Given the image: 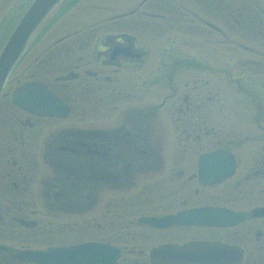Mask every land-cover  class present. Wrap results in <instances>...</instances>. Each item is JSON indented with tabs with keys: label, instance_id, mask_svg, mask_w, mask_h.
<instances>
[{
	"label": "flooded vegetation",
	"instance_id": "obj_1",
	"mask_svg": "<svg viewBox=\"0 0 264 264\" xmlns=\"http://www.w3.org/2000/svg\"><path fill=\"white\" fill-rule=\"evenodd\" d=\"M89 1L59 13L106 17L43 48L39 73L11 78L0 96V264L84 242L121 247L120 264H264V13L250 0L237 9L194 0L201 7L183 11L174 0L130 10L118 6L130 0ZM30 2L0 0V13ZM154 49L210 52L165 63ZM224 49L229 57L213 52ZM29 82L65 101L69 116L15 106ZM201 167L224 178L204 184ZM202 207L242 220L141 222Z\"/></svg>",
	"mask_w": 264,
	"mask_h": 264
},
{
	"label": "water",
	"instance_id": "obj_2",
	"mask_svg": "<svg viewBox=\"0 0 264 264\" xmlns=\"http://www.w3.org/2000/svg\"><path fill=\"white\" fill-rule=\"evenodd\" d=\"M63 0H35L23 15L17 27L4 45L0 53V92L17 64L19 58L36 38L38 32L54 14V10ZM23 96L14 99V103L23 107L30 106L40 114L61 116L62 104L48 93L42 86L26 85ZM190 219L203 225L216 224L223 215L216 210L202 209L189 211L180 215L176 220ZM155 224L153 220L148 221ZM38 264H117L118 250L101 244H84L72 248L49 250L46 253L30 254Z\"/></svg>",
	"mask_w": 264,
	"mask_h": 264
},
{
	"label": "rangeland",
	"instance_id": "obj_3",
	"mask_svg": "<svg viewBox=\"0 0 264 264\" xmlns=\"http://www.w3.org/2000/svg\"><path fill=\"white\" fill-rule=\"evenodd\" d=\"M96 1L91 0V2L89 1L90 3L89 2H87V3H89L90 5H95V6L101 5V3L99 1H97V2ZM177 1L180 3H183V0H177ZM123 2H125V1H123ZM123 2L119 3V5H118V6H120V8L122 10H130L133 7L137 6V4H138V1H136V0L135 1L130 0V1H127L125 3H123ZM121 9L118 8V10H121ZM104 13L103 14L97 13L96 18L94 20H98L99 18H101V16H102V18L106 17V15H104ZM6 14L7 13H0V21ZM16 14H17V18H18L20 13H9V15H6L4 17V19L7 16H11L12 19H14L16 17ZM62 14H63L62 17L59 20L57 19L55 21V23L52 25V27L49 29V31L39 39V42L34 47V50H32L31 53L28 54L27 57H25L22 64L19 66V68H17L16 72L13 74L12 79L19 78L22 82H24L25 80H27L29 78V75L31 73H39L40 69H39L38 65L41 63V61L43 59L42 54H41V52L43 51V48L47 47L48 45H52L53 43H55L58 40V38H60L62 35H64V33L66 32L65 30H66L67 25H69L70 23L76 22V21L78 22L77 24L79 25L78 28H80V26H86L87 25L88 20L87 19L82 20V18L84 16L83 13H62ZM103 15H104V17H103ZM72 26L74 27L75 25H72ZM62 29H64V30L62 31ZM7 35H8V32L5 31L0 38V42L2 40H4ZM161 40H159V41H161ZM185 52H186V50L169 51V50H164V49H159V50L154 49L152 57L154 58V60L161 58L166 63L170 60V58H172V56H177L178 53H185ZM30 63H32L33 70L28 69V65ZM154 67L155 66H153L150 63V65L145 70H147L151 73L152 70L156 69V68L153 69ZM159 73L162 76V73H166V71L162 70V68H161ZM187 74L188 73L186 71L181 70V74L178 77V80L182 81V82L185 81ZM155 89H159V87H156ZM160 91H161V89H160ZM150 98L151 97H149L148 99H150ZM160 101H158V102H160ZM70 122H71V120H70Z\"/></svg>",
	"mask_w": 264,
	"mask_h": 264
}]
</instances>
